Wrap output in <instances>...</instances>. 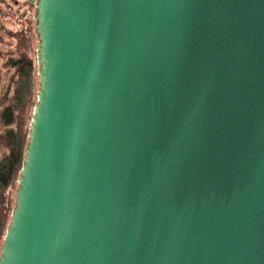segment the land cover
<instances>
[{
	"label": "water",
	"instance_id": "water-1",
	"mask_svg": "<svg viewBox=\"0 0 264 264\" xmlns=\"http://www.w3.org/2000/svg\"><path fill=\"white\" fill-rule=\"evenodd\" d=\"M24 1L38 99L0 264H264V0Z\"/></svg>",
	"mask_w": 264,
	"mask_h": 264
},
{
	"label": "trees",
	"instance_id": "trees-1",
	"mask_svg": "<svg viewBox=\"0 0 264 264\" xmlns=\"http://www.w3.org/2000/svg\"><path fill=\"white\" fill-rule=\"evenodd\" d=\"M25 2L35 7V4ZM1 5L0 0V31H5L2 24ZM5 33L18 39L19 44L16 48L17 55L11 56L7 63V66L15 70V74L12 83L13 92L7 100L9 105H5L3 111L6 130L0 134V146L7 151L0 160V254L13 212L9 205L8 191L19 180L23 168L26 147L29 142V125L27 123L29 119L32 121L33 117H30V113L37 104L34 103V98L36 91L38 92L36 90L38 63L34 56L29 54L34 46L33 37L24 30L14 32L6 29Z\"/></svg>",
	"mask_w": 264,
	"mask_h": 264
},
{
	"label": "rangeland",
	"instance_id": "rangeland-1",
	"mask_svg": "<svg viewBox=\"0 0 264 264\" xmlns=\"http://www.w3.org/2000/svg\"><path fill=\"white\" fill-rule=\"evenodd\" d=\"M3 20L2 24L5 28L0 31V134L6 130V122L3 117V111L5 105H9L8 96H11L13 92V81L15 70L7 66L8 60L11 56L17 55L16 48L18 47V39L8 36L6 29L13 30L14 32L27 31L33 37V47L29 52L30 56H34L37 61V34L35 23V11L36 8L27 4L24 0H1ZM38 65V64H37ZM39 84L36 76V90H38ZM37 91L34 98V103H37L38 95ZM34 110L31 111L30 117H33ZM32 120V119H31ZM30 131V119L28 120ZM27 125V127H28ZM7 151L0 146V160ZM18 189V181L9 189L8 197L10 200L11 209L15 208L16 204V192Z\"/></svg>",
	"mask_w": 264,
	"mask_h": 264
}]
</instances>
